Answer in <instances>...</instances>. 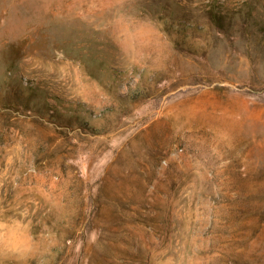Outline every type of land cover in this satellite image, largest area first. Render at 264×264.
Listing matches in <instances>:
<instances>
[{
    "label": "rangeland",
    "instance_id": "obj_1",
    "mask_svg": "<svg viewBox=\"0 0 264 264\" xmlns=\"http://www.w3.org/2000/svg\"><path fill=\"white\" fill-rule=\"evenodd\" d=\"M0 264H264V0H0Z\"/></svg>",
    "mask_w": 264,
    "mask_h": 264
},
{
    "label": "bare ground",
    "instance_id": "obj_2",
    "mask_svg": "<svg viewBox=\"0 0 264 264\" xmlns=\"http://www.w3.org/2000/svg\"><path fill=\"white\" fill-rule=\"evenodd\" d=\"M163 75V74H162ZM162 78V77H161ZM185 86V85H184ZM188 88V87H187ZM177 90V89H176ZM175 91V90H174ZM167 94H168V92H167Z\"/></svg>",
    "mask_w": 264,
    "mask_h": 264
}]
</instances>
